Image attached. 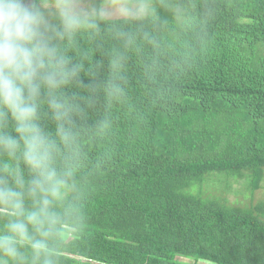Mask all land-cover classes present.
I'll return each instance as SVG.
<instances>
[{"label": "trees", "instance_id": "trees-1", "mask_svg": "<svg viewBox=\"0 0 264 264\" xmlns=\"http://www.w3.org/2000/svg\"><path fill=\"white\" fill-rule=\"evenodd\" d=\"M165 2L155 24L107 19L79 38L92 54L66 95L98 91L81 101L79 218L59 264H264V201L204 195L214 179L251 199L264 180V0ZM116 28L155 39L125 50ZM116 51L123 95L109 102Z\"/></svg>", "mask_w": 264, "mask_h": 264}, {"label": "clouds", "instance_id": "clouds-1", "mask_svg": "<svg viewBox=\"0 0 264 264\" xmlns=\"http://www.w3.org/2000/svg\"><path fill=\"white\" fill-rule=\"evenodd\" d=\"M161 6L169 7L165 0ZM114 15L155 24L158 9L153 0H0V264H59L63 239L76 227L77 119L81 101L92 105L98 90L90 88L87 97L65 90L83 85L92 54L79 38L95 39L101 22ZM112 38L125 50L155 39L119 28ZM123 59L121 51L111 56L113 72L102 86L109 102L123 95ZM45 116L55 134L43 124Z\"/></svg>", "mask_w": 264, "mask_h": 264}, {"label": "rangeland", "instance_id": "rangeland-1", "mask_svg": "<svg viewBox=\"0 0 264 264\" xmlns=\"http://www.w3.org/2000/svg\"><path fill=\"white\" fill-rule=\"evenodd\" d=\"M110 5V4H109ZM113 11H115V9H112ZM117 18H121V17H117V16H112L110 17L109 19H117ZM213 183H211L210 185L208 184L206 186V190L204 191L206 196H216V197H225L227 198V200L231 203H241V204H252V203H257V202H261V201H264V180L261 182L260 184V188L256 191H254L252 194H251V199L248 198V199H244L242 197L241 194H239L240 192L241 193H245L249 196V193L248 191H246L244 188H243V184L241 182H238V183H235V182H232L231 184V187L233 188V190L229 193V192H223L221 191V187L219 185V183L213 179ZM241 183V184H240ZM245 191V192H244ZM239 192V193H238ZM223 193V194H222ZM234 193H237L236 195H234Z\"/></svg>", "mask_w": 264, "mask_h": 264}]
</instances>
